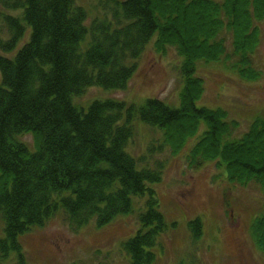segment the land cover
<instances>
[{
  "label": "trees",
  "instance_id": "obj_1",
  "mask_svg": "<svg viewBox=\"0 0 264 264\" xmlns=\"http://www.w3.org/2000/svg\"><path fill=\"white\" fill-rule=\"evenodd\" d=\"M99 6L105 14L87 25L74 0H0V259L13 252L23 264L17 237L58 213L77 231L109 226L135 205L137 228L119 252L128 264H152L151 249L167 229L152 189L165 163L127 152L136 123L161 132L160 152L175 154L195 137L185 156L189 168L215 162L229 183L264 192V115L233 138L238 123L225 110L196 107L204 91L197 62L225 61L244 80L260 78L254 57L264 0H99ZM150 42L157 53L174 49L181 58L178 108L156 98L140 107L73 104L88 88L126 89ZM25 134L34 137L33 150L17 140ZM187 225L192 237L201 234L199 219ZM249 232L264 254V214Z\"/></svg>",
  "mask_w": 264,
  "mask_h": 264
},
{
  "label": "rangeland",
  "instance_id": "obj_2",
  "mask_svg": "<svg viewBox=\"0 0 264 264\" xmlns=\"http://www.w3.org/2000/svg\"><path fill=\"white\" fill-rule=\"evenodd\" d=\"M74 2L85 10L87 25L105 14L99 0ZM259 28L260 45L254 57L261 73L258 80L240 78L225 61L196 63V75L204 82L196 107L225 110L229 119L238 123L233 138L242 135L255 118L264 115V21ZM27 37L26 33L25 39ZM180 64L181 58L174 49L157 53L150 42L137 60L126 89L88 88L73 98V104L86 110L94 101L115 100L140 107L147 99L156 98L170 108H178ZM194 138L175 154L164 148L160 152L161 132L136 123L127 146V152L135 158L146 154L165 163L161 181L152 189L167 229L159 245L151 249L155 254L152 264H264V254L256 248L249 232L252 220L264 214V192L253 184L229 183L215 162L189 168L185 156ZM17 140L30 150L36 143L30 134L19 136ZM148 147H155L154 151L149 152ZM137 211L134 205L132 214L118 216L109 226L95 228L90 223L77 231L70 230L58 213L44 226L17 237L23 264H128V258L119 252L118 246L133 236ZM193 219L201 223V234L197 237H192L187 225ZM2 228L0 219V236ZM18 263L13 252L6 259H0V264Z\"/></svg>",
  "mask_w": 264,
  "mask_h": 264
}]
</instances>
